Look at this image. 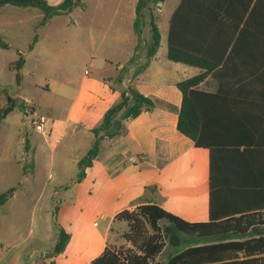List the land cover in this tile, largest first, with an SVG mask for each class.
I'll list each match as a JSON object with an SVG mask.
<instances>
[{
	"label": "crops",
	"instance_id": "crops-1",
	"mask_svg": "<svg viewBox=\"0 0 264 264\" xmlns=\"http://www.w3.org/2000/svg\"><path fill=\"white\" fill-rule=\"evenodd\" d=\"M63 1H59L58 5ZM166 1L158 4L161 6ZM180 1L168 17L169 27L171 17ZM250 1L209 0V6L212 9L190 10L185 14L186 19L179 20V30L192 34L198 30H204L210 34V37L203 44L201 43L202 46L216 50L228 48L227 54L232 49H236L235 65H242V57L245 55L243 50H251L249 52L253 55V50H259L261 47V44L253 39L238 40L240 32L254 33L259 30L260 12L258 11L249 28L243 30L244 23L251 11L250 7L245 12L246 6L254 4L253 1L252 3ZM47 2L54 6L50 0ZM4 7L21 10V8L12 5ZM141 17L140 24L143 25V27L140 26L141 35L135 30L141 37L140 48L134 47L135 49L132 51L130 49L127 53L126 48L122 46L116 48V52L126 53L127 58L119 66V69L124 72L119 78V83L124 90L133 88L146 97L170 104L174 109L179 110L183 95L177 84L203 73L204 70L184 63L173 62L168 58L161 61L157 57V52L154 57L147 59L145 49L149 42L143 40L144 30L152 20L155 21V16L149 15L146 11L142 13ZM11 25V22L0 21V26L3 28L0 31V37L8 44V47L3 49L13 46L12 41L8 42L10 40L8 33L13 34L12 31H7ZM158 30L160 33L159 27ZM16 37H19V34ZM160 38L162 39L161 33ZM198 43L193 42L192 44L202 47ZM17 50L16 62L22 57L25 63L26 53H21L20 49ZM19 55L21 56L19 57ZM249 61L247 59V63ZM112 62L108 58L101 60L102 66L105 67L111 66ZM238 75L239 73L235 74L236 80L239 79ZM111 78L109 79L112 80ZM217 87L218 82L211 75L207 76L199 85L200 90L210 93H214ZM225 95L237 98L235 99V111L242 115H240V118H243L242 125L248 127V123L251 122L249 121L250 112L257 111L255 109L257 107L249 106L242 98L264 97V90L236 88L229 90ZM17 98L30 101L18 96H11L7 90H0V111L8 107L10 99L14 101L16 107H19L18 102L21 101ZM176 110L170 111L158 105L152 111H143L134 119L124 120L123 128L117 130L118 135L115 137L109 138L103 133L99 134L101 148L91 167L83 170L84 177L82 179L73 181L72 189L74 190L64 188L67 190L66 195H63L60 201L66 212L61 214V210L59 213L57 211L56 216L47 213L45 232L42 233L39 230L36 235L33 232L34 237L29 246L32 252H37L38 257L43 260V264H91L106 247L121 249L125 244L130 247L131 245L122 238L121 234L116 232L117 228L125 229L124 225L128 228V223L116 220V216L122 211H132L142 205L156 204L189 223H202L210 220V152L207 148L197 147L192 139L178 131ZM60 122L58 126L60 137L64 139L69 136L72 141L63 149L61 156L59 154V158L78 164L91 147L88 144L82 146L80 125L72 122L68 114ZM53 127L47 126V131L40 134L47 137V134L53 131ZM24 129L27 133L28 128ZM87 139L93 140L94 143L96 137L91 132ZM25 144L26 150L29 151L31 147L27 139ZM81 149L83 151L77 155ZM253 151L249 158L259 162L264 161L263 149H253ZM130 158H134L135 161H130ZM237 166L241 168H236V170L223 168L217 173L218 186L214 191L215 215H222L227 211L236 212L243 208L244 210H255L264 203V186L261 185L264 184V174L259 170L243 168L244 164ZM64 173H67L66 170ZM234 182L237 185H233ZM239 184H248L249 187L243 190ZM60 188L62 189V187ZM60 191L54 190L50 193V198L55 199V196L61 195ZM93 217L100 219L103 223L101 228L97 223H93V230L90 232L87 230L88 219ZM67 228L73 230L74 233L64 251L60 253L63 260L57 262L55 256L51 254L59 239L60 229L65 231ZM260 233H264V227L257 232V234ZM212 240L203 244L218 241L217 238H212ZM187 248L189 247L185 249ZM6 254L4 258L8 260L9 264H20L22 258L20 250ZM159 258L156 261L164 263ZM35 263V260L31 259L30 263L26 264Z\"/></svg>",
	"mask_w": 264,
	"mask_h": 264
},
{
	"label": "rangeland",
	"instance_id": "rangeland-1",
	"mask_svg": "<svg viewBox=\"0 0 264 264\" xmlns=\"http://www.w3.org/2000/svg\"><path fill=\"white\" fill-rule=\"evenodd\" d=\"M59 1L50 0L54 6ZM137 1L78 0L69 11L46 19L45 12L39 8L0 7V21L12 24L9 29H4L13 32L8 33V42L12 41L13 46L0 47V90L30 100L47 118V126H54L47 137L31 126L26 133L19 107L0 122V195L13 190L6 202L0 203V264H9L4 256L16 250L22 254L20 264L30 263L31 259L35 264H43L29 246L33 232L35 235L39 230L45 232L47 213L56 216L57 211L66 212L60 198L67 190H74L73 181L81 176L78 164L59 158L72 141L69 136L60 137V120L68 114L72 122L80 125L82 146H93V140L87 139L91 129L100 127L106 112L121 101L124 89L119 78L124 72L119 66L127 59L126 53L130 49L140 48L141 37L133 27ZM178 2L167 0L161 6L151 5V14L147 12L155 16L160 28L162 39L157 57L161 61L167 60L168 17ZM149 30L151 24L144 30L143 40L147 43L151 36ZM120 46L126 48V53L116 52ZM17 49L26 53L25 63L19 70L15 69ZM104 58L113 61L111 66H102ZM17 74L19 83L16 82ZM17 100L21 101L18 102L21 106L23 100ZM122 115L120 113L115 121V126L120 129L124 124ZM26 139L31 147L29 151L26 150ZM82 151L79 150L77 155ZM54 190H61V195L52 199L50 193ZM88 221L90 232L93 223L102 227L103 222L98 218ZM124 226L125 229L116 230L121 236L129 231V226ZM65 231L70 237L74 233L68 228ZM181 236V245L177 248L168 245L159 260L165 263L172 253L213 241ZM127 248V244L121 247ZM54 256L57 262L63 260L62 254Z\"/></svg>",
	"mask_w": 264,
	"mask_h": 264
},
{
	"label": "trees",
	"instance_id": "trees-1",
	"mask_svg": "<svg viewBox=\"0 0 264 264\" xmlns=\"http://www.w3.org/2000/svg\"><path fill=\"white\" fill-rule=\"evenodd\" d=\"M78 0H64L58 6L50 5L47 0H0V7L12 5L16 7L39 8L45 12V18L57 13L69 11ZM165 0H139L136 7V20L134 28L141 35L140 23L144 11L151 14L152 6ZM253 5H247L251 11L243 30H247L257 11L260 12L259 30L251 33L240 32L238 40L253 39L261 44L259 50H243L242 65L236 66L234 55L237 51L228 48L216 50L202 46L209 39L210 34L198 30L193 34L180 32L179 20H184L185 14L190 10L212 9L209 0H181L174 11L168 33L167 58L173 62L198 67L203 73L184 80L177 84L183 95L179 110L170 104L156 101L140 94L133 88L124 90L121 101L111 107L105 114L100 127L92 129L96 140L86 156L79 161L80 178L84 177L83 170L91 167L93 160L100 152V133L112 138L118 135L115 126L116 118L123 113V120L134 119L143 111H152L158 105L170 111L176 110L178 114L177 129L183 135L192 139L197 147H204L210 152V188L211 209L210 220L202 223H189L178 216L167 212L156 204H146L135 210H125L116 216V220L128 223L129 231L122 238L131 246L127 249L106 247L103 253L94 259L91 264H264V233L257 234L264 227V203L255 210L238 209L227 211L222 215H215L214 197L217 184V173L223 168H233L243 165V168L259 170L264 174V161L259 162L249 158L253 149L264 150V97H246L249 106H255L257 111H251L248 127L242 125L240 113L235 111V99L225 94L231 89L242 88L247 90H264V0H251ZM150 41L147 45L146 56L151 59L160 46V33L155 21H151ZM193 42H199L198 47ZM202 43V44H201ZM0 47L7 48L8 44L0 37ZM253 58V60H252ZM247 59L250 61L247 63ZM252 60V61H251ZM254 61V64H253ZM20 57L15 69L23 66ZM239 73L236 80L235 74ZM211 75L218 82L214 93L199 89L203 80ZM19 74L16 82L19 83ZM16 107L13 100H9L6 109L0 111V122ZM260 110V111H259ZM242 116V115H241ZM115 130L113 131V127ZM254 154V153H253ZM216 181V182H215ZM241 183V182H240ZM233 185H237L236 182ZM244 190L248 184H239ZM264 186V184H261ZM13 193L9 190L0 195V203L6 202ZM251 211V212H250ZM184 234L189 237L201 239L217 238L218 241L209 244L189 247L181 252L172 254L165 263L157 262L169 245L177 248L182 243ZM236 238V239H234ZM70 235L60 229L59 239L53 249L52 256L60 254L66 248Z\"/></svg>",
	"mask_w": 264,
	"mask_h": 264
},
{
	"label": "built area",
	"instance_id": "built-area-1",
	"mask_svg": "<svg viewBox=\"0 0 264 264\" xmlns=\"http://www.w3.org/2000/svg\"><path fill=\"white\" fill-rule=\"evenodd\" d=\"M160 6V4H158ZM22 110V117H23V124L25 128L31 126L37 131L38 133L44 134L47 131V118L40 114L39 108L33 105L29 101H23V104L19 106ZM130 161H135L134 158H130Z\"/></svg>",
	"mask_w": 264,
	"mask_h": 264
}]
</instances>
